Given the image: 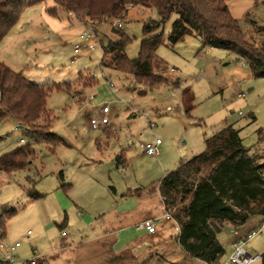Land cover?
<instances>
[{"label":"rangeland","instance_id":"374dc122","mask_svg":"<svg viewBox=\"0 0 264 264\" xmlns=\"http://www.w3.org/2000/svg\"><path fill=\"white\" fill-rule=\"evenodd\" d=\"M226 3L247 36L258 43L264 37V31H258V26L264 24V2L226 0ZM55 6L52 0H44L26 7L0 43V60L14 70L23 71L38 84L75 81L82 72L81 80L73 85L71 92L54 90L47 99V108L53 114L52 131L60 138L54 150L44 143L34 144L35 157L27 168L12 174L0 171V213L15 209L6 220L1 241L6 245L21 243L14 254L17 264H25L34 257L36 264H42L41 256L59 246L61 240L78 243L93 239L83 220L89 217L101 223L99 215L108 219L111 215L108 212L116 207L121 193L147 188L161 179L166 170L177 166L180 158L185 160L202 151L204 139L226 125L240 129L243 144L252 147V151L259 153L260 161H264V139L258 141L257 133L259 128L264 129V77H254L235 54L218 48H202L200 39L194 36H185L171 45L168 34L176 17L173 15L164 26V43L156 54L163 66L162 74L176 84L154 90L146 88L139 93L144 87L131 75L100 68L102 45L112 36L111 22L85 25L66 11L58 9L56 14L50 13L49 9ZM157 18L154 9L139 6L129 9L121 23L131 38L125 48L129 58L138 55L144 38L142 23ZM84 31L94 33L95 48L91 52L81 49L71 63L73 46ZM91 74H95L96 83L87 86ZM239 93H245V97H239ZM187 95L194 97L191 118L183 108ZM104 104L110 108L108 126L112 132L109 134L102 127H91V119L100 118ZM251 114L254 119L250 118ZM148 121L155 124L151 130ZM184 127L188 129L186 135L182 133ZM191 133H194V146L192 151H187V135ZM0 136V154L20 144L21 138L27 139L24 130L10 118L0 120ZM155 138L162 140L160 153L146 155L140 144ZM121 151L125 164L115 161V153ZM60 173L64 175V182L70 184L66 190L61 188ZM262 173L264 178V170ZM29 189L43 196L31 199ZM157 198L155 193L147 191L135 194L133 201L139 211L131 212L132 215L126 213L125 223L132 224L130 216L138 219L144 210L156 214ZM131 202L128 200L125 205ZM174 209L171 207L168 212ZM165 213L160 211L157 217L152 214V218L160 219L155 223L154 242L161 243L163 248L167 244L172 246L155 254L151 262L136 263L132 257L125 256L119 263L203 264L179 250L174 241L176 225L174 220L163 218ZM262 220V216L252 215L242 225L241 230H248L263 223L262 233L246 245L250 252L264 251ZM232 237L233 232L225 230L218 234L226 254L231 250ZM138 245V242L128 244L132 249ZM84 251L74 248L77 258L86 257L94 262L96 250ZM80 263L85 264L86 260ZM100 264L116 263L107 260Z\"/></svg>","mask_w":264,"mask_h":264},{"label":"trees","instance_id":"16d2710c","mask_svg":"<svg viewBox=\"0 0 264 264\" xmlns=\"http://www.w3.org/2000/svg\"><path fill=\"white\" fill-rule=\"evenodd\" d=\"M44 0H0V43L18 22L22 11ZM56 6L49 12L60 9L77 21L91 26L111 22L112 36L102 45L100 68H108L129 74L145 89L154 90L170 82L162 74L163 66L157 57V49L164 43L163 29L173 15L168 39L171 45L185 36L198 37L201 47L218 48L235 54L245 62L254 77H264V37L259 42L248 37L236 19L226 0H52ZM263 1L264 0H254ZM154 9L157 19L142 23L144 38L140 42L137 57L127 56L125 48L130 36L122 29L131 7ZM264 31V24L258 26ZM102 43V42H100ZM61 83L38 84L28 79L23 71H17L0 60V120L10 118L24 130L26 141L0 154V171L12 174L27 168L35 157L34 144L44 143L54 150L59 136L52 131L53 114L47 108L50 93L71 92L81 80ZM96 83L91 74L87 86ZM194 97L183 99L184 113L191 118ZM250 118L254 119L251 114ZM109 134L111 127H105ZM240 129L226 125L204 139L202 151L168 171L158 182L149 185L157 188L166 211L177 225L174 241L189 257L203 264H220L226 250L218 239L225 226L240 227L252 216L264 217V161L259 153L246 147L240 137ZM258 141L264 139V129L257 130ZM1 140V136H0ZM117 164H125L123 151L115 156ZM61 175V173H60ZM70 184H63L67 189ZM137 188L133 192L140 193ZM127 193H132L128 191ZM126 193V194H127ZM31 199L43 195L28 190ZM15 209L0 213V238L5 236L6 220ZM226 254V255H225ZM264 264V251L261 253ZM0 264H8L0 260Z\"/></svg>","mask_w":264,"mask_h":264},{"label":"crops","instance_id":"0c3cea01","mask_svg":"<svg viewBox=\"0 0 264 264\" xmlns=\"http://www.w3.org/2000/svg\"><path fill=\"white\" fill-rule=\"evenodd\" d=\"M102 128L103 130L105 129V127H102ZM187 131H188L187 127H184V131L182 133L186 135L188 133ZM187 139H188V142H187L188 144L185 145L186 146L185 148H187V151H192L191 149L194 146L193 144L194 143L193 142L194 133L187 135ZM117 154L118 153H115V156ZM181 160L183 159L180 158V160L176 162L177 165L179 161ZM167 172L168 170L165 171V174ZM59 178L61 180V185L66 184L64 182L63 173H61ZM159 180H157L156 182H158ZM142 189L143 190L140 193L133 192V190H127L126 192L121 193L120 200L117 202L116 207L108 212V214L111 213V215H109L110 217L107 219L105 216L102 217L101 215H99V217L101 218L100 219L101 223H96L95 221L96 219L91 220L89 217L86 220H83L84 226L86 227L88 226L89 227L88 229H90L89 231L93 233L92 234L94 236V238L92 237L93 239L82 240L78 243H76L75 241L69 242L66 240H61V243L59 244V246L54 247L51 251L45 252L41 256V263L42 264H83L80 262L86 260L85 264H91V263L100 264L103 261L106 262L107 260H112L116 264H122V263H119V261H123V258L125 256L132 257L136 263H143V262H148V261L151 262L154 259L155 254L163 253L167 248L171 247L172 245L167 244L168 247L163 248L164 246H162L161 243L154 242V239H155L154 236H156L157 228H155V231L153 233H149L145 228L140 226V223L142 221L147 220V219H152L153 216L157 217L160 211L167 212L157 188L150 189L148 186L147 188H142ZM128 191H132V193L131 194L127 193ZM144 191H147L148 193L152 192V193H155V195H157L158 207H157L156 214H154V212L150 211L149 209L144 210V212L142 211L140 213V217H138V219L130 216L132 219V224H126L125 223L126 213H130L132 215L131 212L137 213L139 211L136 209L137 204L134 203L133 196H135V194H141ZM128 200H131L132 202L130 205L126 206L125 203ZM152 214L154 215L152 216ZM242 227L243 226L233 228L231 227V225L224 227L223 230L227 232H233V237L231 238L229 242L230 249H231V245L233 241L243 237L251 229H254L252 228V226H250L251 228H249L248 230H243V229L241 230ZM176 228H177V225H176ZM62 235H65V232H62ZM133 242L139 243L136 249H132L128 246V244L130 243L132 244ZM221 244L225 248V245L222 242ZM177 247L179 248L181 252H183L178 245ZM74 248H78V251L79 250L88 251V249L89 251L96 250V251H93V253H96V258H94L95 259L94 262L93 260L92 262L88 261L86 257L77 258L78 256H75V255H77L78 252H74ZM230 251L231 250H229V252ZM229 252H227V254ZM183 254L190 259H194L186 255L184 252ZM194 260L199 261L197 259H194Z\"/></svg>","mask_w":264,"mask_h":264},{"label":"built area","instance_id":"2783aa9c","mask_svg":"<svg viewBox=\"0 0 264 264\" xmlns=\"http://www.w3.org/2000/svg\"><path fill=\"white\" fill-rule=\"evenodd\" d=\"M121 23H118L117 26H120ZM95 39V35L92 31H84L79 34V42L75 43L73 46V56L71 58V63L74 62L76 57L79 56L81 49H86L91 52L95 45L92 40ZM112 87V83L109 84ZM239 97H245V93H239ZM110 108L107 104H104L100 109V118L99 119H91V127L93 129H98L99 127H106L110 123V119L108 117V113ZM149 130H151L155 124L151 121H148ZM20 128V127H18ZM24 138L20 139V142L23 143ZM162 144V140L160 138H155L151 142H146L140 144V148L146 155H158L160 152V145ZM1 208V206H0ZM166 220H173L171 214L167 211L163 216ZM160 219H147L140 223V226L145 228L149 233H153L155 231V223ZM262 222H264V217ZM263 231V223L259 224L255 229L250 230L245 236L233 241L231 245V251L226 255L225 259L221 261L220 264H262L261 263V253L250 252L246 245L247 243L262 233ZM2 233V229L0 228V235ZM28 233H30L28 231ZM0 238V257L3 261H6L8 264H17L15 262V252L20 247V242H14L10 245H6L1 241ZM25 264H36V257L28 260ZM207 264V263H206ZM210 264V263H208Z\"/></svg>","mask_w":264,"mask_h":264}]
</instances>
